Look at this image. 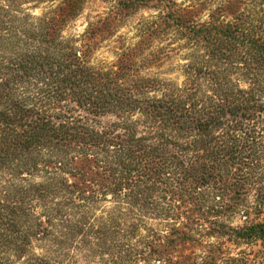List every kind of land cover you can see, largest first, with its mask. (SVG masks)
I'll return each mask as SVG.
<instances>
[{"label": "trees", "instance_id": "trees-1", "mask_svg": "<svg viewBox=\"0 0 264 264\" xmlns=\"http://www.w3.org/2000/svg\"><path fill=\"white\" fill-rule=\"evenodd\" d=\"M84 2L0 0V264H201L181 247L264 239V0L178 24L181 84L93 65L63 33Z\"/></svg>", "mask_w": 264, "mask_h": 264}, {"label": "rangeland", "instance_id": "rangeland-1", "mask_svg": "<svg viewBox=\"0 0 264 264\" xmlns=\"http://www.w3.org/2000/svg\"><path fill=\"white\" fill-rule=\"evenodd\" d=\"M250 1L85 0L79 14L64 26L63 33L89 47L93 65L114 70L124 67L130 72L181 84L185 80L183 67L191 53V41L182 35L178 24L208 21L213 12L221 22L233 21L251 7ZM175 16L180 21L178 17L174 20ZM262 212L260 216L253 213L251 220L264 222V209ZM226 221L238 227L244 224L245 218L238 214ZM207 228L208 225L203 227ZM181 249L180 259L198 257L201 264H264V239L215 234ZM79 263L85 264L82 258Z\"/></svg>", "mask_w": 264, "mask_h": 264}]
</instances>
